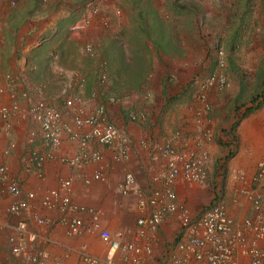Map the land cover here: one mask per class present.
Listing matches in <instances>:
<instances>
[{
  "label": "crops",
  "instance_id": "crops-1",
  "mask_svg": "<svg viewBox=\"0 0 264 264\" xmlns=\"http://www.w3.org/2000/svg\"><path fill=\"white\" fill-rule=\"evenodd\" d=\"M86 1L16 0V3L11 5L10 0H0V105L8 106L12 103V98L9 97L12 85L8 77L13 83L18 82L13 86L17 91L21 89L20 81L23 79L32 84L44 85L46 98L60 105L56 97L62 79L77 71L73 69L76 66L73 57L77 55L75 48L77 41L73 29ZM240 1L247 3V0ZM219 3L225 2L221 0ZM112 4L131 11V17L136 19L139 32L140 17L148 10L152 11L151 19L156 18L164 25L175 26V19L181 15V9L185 10V6L188 10L198 9L202 3L199 0L196 3L189 0H113ZM125 22H130L128 15ZM141 35L142 38H147L143 50L150 54L143 53L142 56L137 54L138 49L133 46L134 41L126 39L124 46L121 45L120 48L122 59L117 62L118 76L112 64L110 70L114 74H111L108 88L103 89V94L116 95V104L108 105L109 114L119 130L127 133L132 142L129 158L118 163L110 160L107 148L99 147L105 155L107 164L104 182L96 181L88 187L83 185L79 178L80 172L88 175L93 171L94 165L89 164L79 170L62 163L59 159L44 161L40 168L26 171L21 157L39 144L40 136L37 133L34 141H29L30 133L36 131L37 126L30 120H20L16 115L3 118L0 114V166H5L9 178L17 180L23 193L33 191L37 194V198L26 211L21 214H10L6 209L15 197L8 192L6 181L0 178V264H29L26 257L12 254L11 244L8 242V237L15 235L14 226L20 220L26 222L27 230L33 235V239L26 244L27 254L45 250L52 258L76 263L79 260L78 248L82 242H87L95 253L105 252L106 245L94 234L86 232L78 236L67 234L66 226L60 219L71 217L73 214L66 215L60 211L40 207L37 202L39 197L51 189H59L60 179L72 178L69 194L75 202L102 211L101 224L104 228L112 232L124 230L128 237L138 215L137 195L133 191L123 195L118 183L123 179L125 172L129 171L135 176L137 187L146 191L151 172L157 171L159 163L163 161L159 146L178 129L183 132V139L190 143L195 130L206 129L210 132L211 139L202 145L208 157V172L211 161L220 159L235 149L233 153L230 151L227 158L221 157L223 168L218 171L216 182L212 184L217 185L215 190L207 184L209 182L192 187L178 182L174 189L179 201L186 204L192 213H199L208 203L222 202L237 228L242 226V219L251 214L250 204L240 190L250 187L256 161L261 157L264 159V103L239 119L233 118L235 112L231 114L229 120L220 118L219 112L215 110V113L197 122L195 113L202 103L196 101L192 83L185 84L183 82L185 75L182 74L189 63L190 52L185 45L188 39L168 37L167 41L172 43L168 45L166 51L160 49L157 51L151 44L155 37H148L145 33ZM95 43L97 44L96 41ZM116 46H118L116 49L120 47ZM134 49L136 52H133ZM100 52L99 46L96 57L100 54L102 56ZM210 52L215 57L213 45L210 46ZM134 54L142 59L149 56L146 67L143 65L135 70L136 89L119 97L116 93L122 94L123 89L117 84L118 78H127L128 67L133 70L136 68ZM95 64V60L85 64L84 75L87 78L85 93L95 85ZM168 76H172L173 79ZM213 93L215 91H210L209 96L211 95L213 103H216V109L219 110L225 105L226 98L224 94L217 97L214 94L213 97ZM131 110H144L147 113L146 120L131 121L127 115ZM11 143L14 144L13 147H10ZM232 147L234 149H231ZM76 149L74 142L65 138L62 140L60 153L72 155ZM236 170L243 172L242 178L234 176ZM222 172L223 174L219 176ZM34 213L47 218L48 222L38 224L33 218ZM83 217L87 218L86 215ZM177 227L175 221L163 223L155 247L156 252L159 253L160 249L165 248L174 238ZM236 258L239 264H249L246 256L236 253Z\"/></svg>",
  "mask_w": 264,
  "mask_h": 264
},
{
  "label": "built area",
  "instance_id": "built-area-1",
  "mask_svg": "<svg viewBox=\"0 0 264 264\" xmlns=\"http://www.w3.org/2000/svg\"><path fill=\"white\" fill-rule=\"evenodd\" d=\"M102 1L106 3L109 0ZM11 4L14 5L15 0H11ZM90 9L92 13H97L100 7L97 3H91ZM82 51L93 55L94 44L84 43ZM214 53L215 70L204 77L192 79L195 97L202 103L195 113L197 122L207 118L211 110L209 92L223 91L231 86L223 47H214ZM94 74L96 83L89 93H85L84 75L73 71L63 77L56 97L60 105L46 98L44 85L23 79L20 81L21 89L17 91L13 86L18 82L13 83L8 77L12 85L9 94L12 103L0 105L1 116L7 118L16 115L20 120L35 123L37 130L30 133V142L34 141L36 133L40 136L39 144L21 157L26 171L40 168L44 161L54 159L79 170L93 164L94 169L90 174H79L82 184L88 187L96 181H105L107 164L99 147L108 149L110 160L114 163L129 158L131 139L127 133L119 130L108 111V105L115 104L117 98L112 94L101 98L103 89L109 84V69L105 60L97 61ZM128 118L134 122L144 121L146 112L132 110L128 112ZM182 133L180 129L174 131L159 146L163 161L159 163L157 171L151 172L146 191L137 187L135 176L129 171L118 183L123 195L131 191L137 195L138 215L128 237L124 230L112 232L104 228L101 224L102 211L75 202L69 194L72 178L60 179L59 189H51L39 197L37 202L40 207L66 215L73 214L60 219L66 226L67 234H94L106 245L105 252L95 253L87 242H82L76 263L52 258L45 250L27 254L26 244L33 239V235L27 230L26 222L20 220L14 226L15 235L8 237L12 254L26 257L29 264H239L236 258V253H239L248 258L249 264H264V159L258 160L250 187L240 190L250 204L251 214L244 217L242 226L237 228L222 202L210 203L199 213H192L186 204L179 201L174 189L176 183L183 182L188 187L207 183L208 157L202 145L211 139L206 129L195 130L191 143L183 139ZM64 138L76 144L74 154L60 153ZM13 146L11 143L10 147ZM234 176L242 178L243 172L236 170ZM0 178L6 181L8 192L15 197L6 209L8 213H23L37 198L33 191L23 193L17 180L7 176L4 165L0 166ZM33 218L40 225L48 222L47 218L37 213L33 214ZM167 221H175L177 231L158 253L155 251L158 235Z\"/></svg>",
  "mask_w": 264,
  "mask_h": 264
},
{
  "label": "rangeland",
  "instance_id": "rangeland-1",
  "mask_svg": "<svg viewBox=\"0 0 264 264\" xmlns=\"http://www.w3.org/2000/svg\"><path fill=\"white\" fill-rule=\"evenodd\" d=\"M112 1L109 0L108 6L97 13L82 12L84 11L82 10L74 24L73 31L77 41L75 46L77 55L73 57L76 62V66L73 69L80 71L82 74H84L86 62L91 63L94 61L92 57L85 55L80 49V47L82 48L81 43L85 41L95 40L99 44L102 56L107 59L111 67L113 64L115 73L118 71V61L115 59L118 53L116 49L118 46L116 45L121 46L126 39H131V41H134L133 46H135L136 50L138 49L137 54L142 56L145 53L143 49L147 38L144 39L142 38L143 35H141L143 24L138 25L140 31L137 32L136 19L134 20L131 17V11H127L125 7L112 4ZM189 1L197 2V0ZM219 1L221 0H199L202 4H200L198 9L189 11L181 9V15H178L175 19L176 25L173 27L166 25L165 29L168 31L166 35L186 37L188 39L185 45L190 52L189 63L185 72L182 73L185 75L183 82L185 84L188 83V85L192 83L191 80L193 78L205 76L216 68V60L212 52H210V46L223 47L227 59L226 73L231 86L226 90L213 93V97L214 94L215 97L224 94V98H226L224 100L225 105L221 106L219 110L216 109V103H213L211 95L209 96L211 110L208 116L215 113L216 110L219 112L220 118L224 117V119L229 120L231 114L235 112L233 118L239 119L244 116L246 109L253 105L252 98L262 90L261 85H263L262 80L264 78V0H247V3L240 0H222L226 4H221ZM126 15L129 16V23L125 22ZM253 20L254 25H252ZM126 24L128 26H125ZM123 26L127 28L125 29ZM133 52H136L135 49ZM145 54L148 55L150 52ZM146 57L145 60L140 56L136 57L134 54L133 60L134 64L136 63V68L134 70L131 67L126 69L128 71L126 73L128 79L118 78L117 84L119 88L123 89L122 94L121 92H115L119 97L132 93V90L136 89L134 88L136 85L134 79L137 78L135 70L143 65L146 67L149 56ZM168 77L173 79L172 76ZM194 98L196 99V97ZM196 101L198 102L197 99ZM263 103L264 100L260 105ZM230 144L232 145L233 143L230 142ZM231 149L234 148L232 147ZM230 151L227 152V155L221 157L227 158ZM233 151L235 149L231 153ZM221 157L211 161L209 164L210 172H208L206 182H209L207 184L212 189L214 187V190L217 185L212 184L216 182L218 171L223 168ZM261 158H258V160ZM219 167L221 168L219 169ZM222 174L223 172L219 173V176ZM221 180L223 179L221 178Z\"/></svg>",
  "mask_w": 264,
  "mask_h": 264
},
{
  "label": "trees",
  "instance_id": "trees-1",
  "mask_svg": "<svg viewBox=\"0 0 264 264\" xmlns=\"http://www.w3.org/2000/svg\"><path fill=\"white\" fill-rule=\"evenodd\" d=\"M185 7L187 9V6H185ZM150 15H152L151 10L146 11V13H142V15L140 17V19H141L140 21L143 24V27H141V32H142V34H144V33L148 34V37H155V40H153L151 42L152 46L154 47L155 50L158 51L160 49L162 51H166L168 45H170L172 43V42L169 43V41H167L168 37L170 38L171 36L166 35V34H168V31L165 29L166 25H164V23L162 21H158V19H156V18L151 19ZM167 26L173 27L174 25L171 24V25H167ZM120 48H121V46L117 49L118 53H117V56L115 57V59L117 61L118 60L120 61L122 59V55L120 53ZM262 83H263V85H261L262 90L260 91V93L258 95L254 96L252 98V104L253 105L246 109V111L244 112V115L251 112L255 108H258L260 106L261 102L264 100V78L262 80Z\"/></svg>",
  "mask_w": 264,
  "mask_h": 264
},
{
  "label": "clouds",
  "instance_id": "clouds-1",
  "mask_svg": "<svg viewBox=\"0 0 264 264\" xmlns=\"http://www.w3.org/2000/svg\"><path fill=\"white\" fill-rule=\"evenodd\" d=\"M109 2V1H108ZM108 2H106V3H104L102 0H87L85 3H84V5H83V7H82V9H81V11L82 10H84V11H82V12H90V13H92L91 12V9H90V4L91 3H94V4H98L99 5V7H100V9L99 10H101V9H104V8H106L108 5ZM15 3H16V0H15ZM10 4H11V0H10ZM12 5V4H11ZM99 12V11H98ZM86 42H91V43H93L94 44V54L93 55H88V54H85V55H88V56H90V57H92L94 60H95V63H97V61L99 60V59H103V60H105L106 62H107V65H108V69H109V83H110V80H111V73H110V64H109V62L107 61V59H105L103 56H101V55H99V57H96V55H97V49H98V46H97V44L95 43V41H85L84 43H86ZM84 43H83V45H84ZM83 45H82V48H83ZM214 47H216V46H214ZM81 48V49H82ZM83 52V51H82ZM96 65V64H95ZM94 70H95V68H94ZM215 70V69H214ZM79 74H82L81 72H79V71H77ZM82 75H84V74H82ZM95 75V74H94ZM85 76V75H84ZM85 78H86V76H85ZM191 82H192V80H191ZM95 83H96V79H95ZM109 85V84H108ZM86 86H87V78H86ZM94 87V86H93ZM92 87V88H93ZM107 88H108V86H107ZM89 93V92H88ZM109 94H103L102 96H101V98H105V96H108ZM112 95H114V94H112ZM116 96V95H115ZM117 98V97H116ZM116 104V103H115ZM132 111V110H131ZM127 115H128V113H127ZM146 118H147V113H146ZM146 118H145V120H146Z\"/></svg>",
  "mask_w": 264,
  "mask_h": 264
},
{
  "label": "bare ground",
  "instance_id": "bare-ground-1",
  "mask_svg": "<svg viewBox=\"0 0 264 264\" xmlns=\"http://www.w3.org/2000/svg\"><path fill=\"white\" fill-rule=\"evenodd\" d=\"M30 208V207H29Z\"/></svg>",
  "mask_w": 264,
  "mask_h": 264
}]
</instances>
